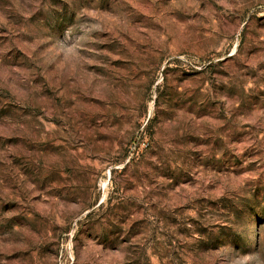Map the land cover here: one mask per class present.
Wrapping results in <instances>:
<instances>
[{
    "label": "rangeland",
    "instance_id": "rangeland-1",
    "mask_svg": "<svg viewBox=\"0 0 264 264\" xmlns=\"http://www.w3.org/2000/svg\"><path fill=\"white\" fill-rule=\"evenodd\" d=\"M0 264H264V0H0Z\"/></svg>",
    "mask_w": 264,
    "mask_h": 264
}]
</instances>
